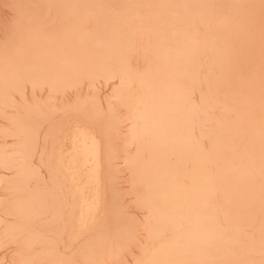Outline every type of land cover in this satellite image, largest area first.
Listing matches in <instances>:
<instances>
[{
    "label": "rangeland",
    "instance_id": "obj_1",
    "mask_svg": "<svg viewBox=\"0 0 264 264\" xmlns=\"http://www.w3.org/2000/svg\"><path fill=\"white\" fill-rule=\"evenodd\" d=\"M0 264H264V0H0Z\"/></svg>",
    "mask_w": 264,
    "mask_h": 264
},
{
    "label": "bare ground",
    "instance_id": "obj_2",
    "mask_svg": "<svg viewBox=\"0 0 264 264\" xmlns=\"http://www.w3.org/2000/svg\"><path fill=\"white\" fill-rule=\"evenodd\" d=\"M84 137V136H83ZM82 138V137H81ZM88 140H90V139H88ZM80 145H82V147H85L84 145H85V141H84V139H81L80 140ZM80 150H81V148H80ZM85 150V149H84ZM89 150H90V148H89ZM93 151V150H92ZM83 152H85V151H83ZM87 152V151H86ZM73 157V156H72ZM72 160H73V158H72ZM95 163H96V161H95V156L92 154V152L91 151H89L88 152V154H87V157L85 158V160L83 161V165L85 166V172L87 173V174H90L91 172H92V168H93V166L95 165ZM67 165V164H66ZM75 170V169H74ZM66 172V171H65ZM81 173H79L78 172V170H76V171H74V178L76 179V181H77V186L78 187H80L79 189L83 192L84 191V187L86 186V183L85 182H82V180H81ZM87 179V178H86ZM90 179V178H89ZM92 179V178H91ZM90 179V180H91ZM71 180V179H70ZM71 182V181H70ZM94 182H95V180H94ZM92 189V188H91ZM76 190V189H75ZM77 191V190H76ZM95 192V191H94ZM88 194V193H87ZM95 197V196H94ZM86 200V199H85ZM84 200V201H85ZM96 200V199H95ZM81 201H82V199H81ZM92 201H93V199H92ZM82 204H83V202H81ZM86 204H87V208L88 209H86L87 211H89V215H90V217L92 218L93 216H94V214H95V211H96V205H93V203H88V202H86ZM82 206V205H81ZM86 206V205H85ZM98 206V205H97ZM84 209V210H85ZM81 213V212H80ZM85 213V212H84ZM80 217V216H79ZM85 219H86V217H85ZM85 221V220H84ZM89 221H91V219L89 220ZM78 222V221H77Z\"/></svg>",
    "mask_w": 264,
    "mask_h": 264
},
{
    "label": "snow or ice",
    "instance_id": "obj_3",
    "mask_svg": "<svg viewBox=\"0 0 264 264\" xmlns=\"http://www.w3.org/2000/svg\"><path fill=\"white\" fill-rule=\"evenodd\" d=\"M18 22H19V20H18Z\"/></svg>",
    "mask_w": 264,
    "mask_h": 264
}]
</instances>
